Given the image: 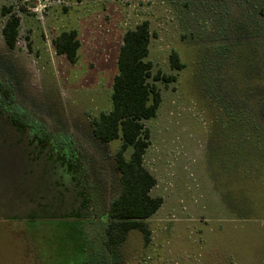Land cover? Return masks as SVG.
Listing matches in <instances>:
<instances>
[{
  "label": "rangeland",
  "instance_id": "rangeland-1",
  "mask_svg": "<svg viewBox=\"0 0 264 264\" xmlns=\"http://www.w3.org/2000/svg\"><path fill=\"white\" fill-rule=\"evenodd\" d=\"M3 8L19 16L12 49ZM144 20L148 81L161 100L142 120L143 164L162 204L146 219L148 243L131 229L104 254L99 232L120 188V140L95 139L91 122L110 109L124 32ZM69 30L79 41L74 62L53 44ZM157 72L174 79H154ZM5 90L52 141L72 144L80 171H64L0 107V264H264V0H0L8 103ZM84 197L92 223L79 231L69 215Z\"/></svg>",
  "mask_w": 264,
  "mask_h": 264
},
{
  "label": "trees",
  "instance_id": "trees-1",
  "mask_svg": "<svg viewBox=\"0 0 264 264\" xmlns=\"http://www.w3.org/2000/svg\"><path fill=\"white\" fill-rule=\"evenodd\" d=\"M9 12L8 8L2 9V14L7 17L1 31L5 44L12 49L18 35L19 16L15 13L7 15ZM149 42L147 20L124 32L117 55V72L112 80L110 109L100 113L91 122L92 135L95 139L102 143L120 140L114 155L120 188L117 195L110 200L105 214L107 220L99 232V236L102 235L99 249L105 248L108 253L116 250L131 229L139 230L145 244L148 243L150 230L146 219L162 204L160 196H151L149 193L155 184V178L143 164V155L148 144V130L142 120L155 116L161 100L157 86L148 81V77L151 76V62L146 60ZM53 44L56 53L65 55L71 62L75 61L79 46L75 30L62 31L55 37ZM169 60L172 68L182 67L176 52L170 54ZM153 78L169 82L174 76L157 72ZM4 96L8 98V103H4L0 98V104L6 105L8 117L17 131L21 133L27 126L35 146H43L49 153H53L52 155L57 154L63 167L70 172L80 168L78 158L73 157L70 151L72 146L70 142L52 141L50 135L43 132L25 111L13 105L7 90L4 91ZM57 143L61 145L62 150L58 149ZM128 149L130 153L126 157L125 151ZM83 200L85 205L87 199L84 197ZM78 210L80 212L77 209L74 211L76 217L69 216L81 224L77 230L83 231L85 228L82 227L86 223L84 219L87 220L90 216L86 211ZM88 220L92 223V220Z\"/></svg>",
  "mask_w": 264,
  "mask_h": 264
},
{
  "label": "flooded vegetation",
  "instance_id": "flooded-vegetation-1",
  "mask_svg": "<svg viewBox=\"0 0 264 264\" xmlns=\"http://www.w3.org/2000/svg\"><path fill=\"white\" fill-rule=\"evenodd\" d=\"M0 107H1V109L3 110V111H5V115H7L8 116V112L6 111V109H5V107H6V105H1L0 104ZM8 122V125H10L13 129H16V127L13 125L14 123H12V121L11 120H8L7 121ZM28 127L27 126H25V129L20 133V131H18V133L19 134H22V135H24L25 136V138L26 139H32V135L31 134H29V132H28V129H27ZM16 131H17V129H16ZM32 144H34V142H32ZM53 157L54 156H56L55 154L54 155H52ZM61 168L64 170V171H67V172H70L68 169H65L64 167H63V165L61 166ZM75 171H80L79 169L78 170H74V171H72L71 173H70V175L71 174H75L76 172ZM75 172V173H74ZM76 176H77V174H75ZM74 181H75V185H78L79 186V184H80V181L76 178V179H74ZM100 190L98 189L97 190V193L98 194H100V192H99ZM91 199H89V201L87 200V202L85 203V205H83L84 204V200H74V202H72V209L73 208H75V209H81L83 212L84 211H87L89 208H90V201ZM109 203H110V201H108V203H106L105 204V214L107 213V210H108V206H109ZM105 214H104V216H103V220L104 221H106L107 219L105 218ZM100 251V250H99ZM101 251H102V253H104V254H112V253H108L106 250H105V248H102L101 249Z\"/></svg>",
  "mask_w": 264,
  "mask_h": 264
}]
</instances>
